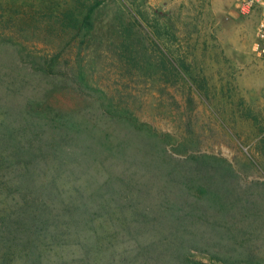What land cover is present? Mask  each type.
Listing matches in <instances>:
<instances>
[{
	"label": "rangeland",
	"instance_id": "374dc122",
	"mask_svg": "<svg viewBox=\"0 0 264 264\" xmlns=\"http://www.w3.org/2000/svg\"><path fill=\"white\" fill-rule=\"evenodd\" d=\"M236 2L0 0V264H264Z\"/></svg>",
	"mask_w": 264,
	"mask_h": 264
},
{
	"label": "built area",
	"instance_id": "2783aa9c",
	"mask_svg": "<svg viewBox=\"0 0 264 264\" xmlns=\"http://www.w3.org/2000/svg\"><path fill=\"white\" fill-rule=\"evenodd\" d=\"M237 10L241 14L256 12L259 20L255 29V41L253 44L254 55L264 61V0H237Z\"/></svg>",
	"mask_w": 264,
	"mask_h": 264
}]
</instances>
